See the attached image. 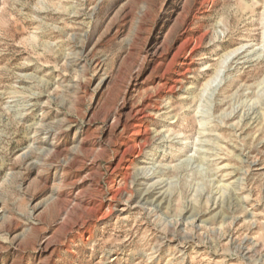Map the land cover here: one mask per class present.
Segmentation results:
<instances>
[{
    "label": "rangeland",
    "instance_id": "374dc122",
    "mask_svg": "<svg viewBox=\"0 0 264 264\" xmlns=\"http://www.w3.org/2000/svg\"><path fill=\"white\" fill-rule=\"evenodd\" d=\"M0 264H264V0H0Z\"/></svg>",
    "mask_w": 264,
    "mask_h": 264
}]
</instances>
